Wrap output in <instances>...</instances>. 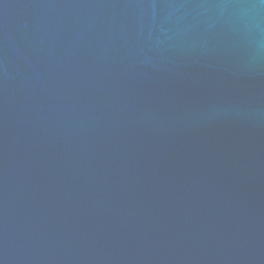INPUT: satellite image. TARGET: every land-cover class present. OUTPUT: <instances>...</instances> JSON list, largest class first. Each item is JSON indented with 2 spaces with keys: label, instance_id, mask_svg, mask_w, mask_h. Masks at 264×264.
<instances>
[{
  "label": "water",
  "instance_id": "1",
  "mask_svg": "<svg viewBox=\"0 0 264 264\" xmlns=\"http://www.w3.org/2000/svg\"><path fill=\"white\" fill-rule=\"evenodd\" d=\"M0 264H264V0H0Z\"/></svg>",
  "mask_w": 264,
  "mask_h": 264
}]
</instances>
